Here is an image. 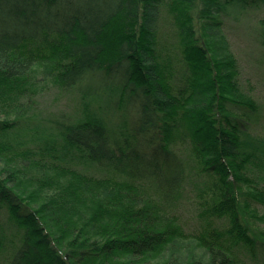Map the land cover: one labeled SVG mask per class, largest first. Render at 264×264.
I'll use <instances>...</instances> for the list:
<instances>
[{
	"label": "trees",
	"instance_id": "1",
	"mask_svg": "<svg viewBox=\"0 0 264 264\" xmlns=\"http://www.w3.org/2000/svg\"><path fill=\"white\" fill-rule=\"evenodd\" d=\"M232 37L264 61V0H0V264L264 260ZM72 90L77 117L38 112Z\"/></svg>",
	"mask_w": 264,
	"mask_h": 264
},
{
	"label": "rangeland",
	"instance_id": "2",
	"mask_svg": "<svg viewBox=\"0 0 264 264\" xmlns=\"http://www.w3.org/2000/svg\"><path fill=\"white\" fill-rule=\"evenodd\" d=\"M233 33V32H231ZM230 48L234 50L236 57L239 60L240 74L238 81L243 91L251 97V99L257 104L258 111L252 117V121L249 122L256 135L264 137V61L260 60V49L253 42L246 43L242 38H231ZM87 103H91L92 108H96L97 104L85 100ZM83 101L80 95L75 93L74 90L63 94L60 97H52L47 95L45 99H40L38 112L45 115L77 117L81 112V105ZM0 114V119H1ZM251 124V125H250ZM89 173L98 175L97 172L92 170ZM208 183V182H207ZM206 178H191L184 182V185L188 191L202 190L207 186ZM195 209L185 206L181 210L180 223L186 232L192 231L196 226L195 222ZM249 264H264L260 254H257L255 258L248 256Z\"/></svg>",
	"mask_w": 264,
	"mask_h": 264
}]
</instances>
